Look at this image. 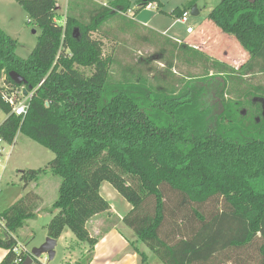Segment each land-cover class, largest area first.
<instances>
[{
  "label": "trees",
  "instance_id": "1",
  "mask_svg": "<svg viewBox=\"0 0 264 264\" xmlns=\"http://www.w3.org/2000/svg\"><path fill=\"white\" fill-rule=\"evenodd\" d=\"M16 1L40 33L22 58L17 41L0 27V109L6 114L0 139L11 144L21 133L54 154L44 167L19 173L24 188L47 173L60 180L47 209V236L56 240L68 228L78 244H87L75 263L88 264L97 238L86 224L110 209L99 190L107 181L131 205L121 222L163 264H264V84L246 79L264 73V0H219L207 14L248 53L240 68L195 45L154 38L134 22L156 43L139 63L156 60L167 65L166 73L147 76L139 69L121 79L112 73L120 65L116 54H104L103 38L92 34L101 35L111 18L134 5L140 10L157 0H71L64 24L54 20L56 0ZM198 1L171 13L178 18ZM126 27L119 22V30ZM177 58L204 72L173 77ZM24 89L32 92L27 112L15 115L5 97ZM249 98L256 101L242 114ZM243 192L253 197L239 198ZM40 203L28 191L0 213L6 250L0 264H18L14 234L35 218Z\"/></svg>",
  "mask_w": 264,
  "mask_h": 264
},
{
  "label": "rangeland",
  "instance_id": "2",
  "mask_svg": "<svg viewBox=\"0 0 264 264\" xmlns=\"http://www.w3.org/2000/svg\"><path fill=\"white\" fill-rule=\"evenodd\" d=\"M79 1L80 4L87 3V1L84 0ZM130 1L135 2L137 0ZM218 1L219 0L198 1L197 6L199 14L192 16L189 13L188 22L186 24L178 22L176 19L177 17L172 15L171 12L177 7L186 5L188 0H157L156 2L150 3L148 7L140 10H137L136 5H134L126 14H117L110 19L111 21L104 25V31L102 33L104 36L98 33H94L92 36L95 38L99 36L103 38L104 54H108L111 51L116 54V59L120 62V65L114 64L112 66V73L117 79L135 74L139 69L142 70L143 75L147 76L159 73V76H161L166 73L165 68H167V65L157 62L156 60H150L146 64L139 63V56H141V58H148L155 52L156 43L151 41L149 33L153 34L154 38L168 39L175 37L180 40H187L190 44H194L196 48L202 50L208 56L238 69L243 62L247 60L248 53L243 50L233 36L223 33L217 26L207 20L208 12ZM56 2L62 5L65 4L67 11L69 6L68 2L70 3L71 0H56ZM91 2L95 1L92 0ZM158 2L160 3L159 8H157ZM56 6L57 5H55V8ZM132 12L135 13L133 19L128 17L129 14L131 16L133 15ZM135 20L140 24L146 21L148 27L146 26L144 30L149 33H144L142 29L134 27L132 24L136 22ZM119 22L126 25V29L123 31L119 30ZM206 22L207 25L203 26ZM168 26H171V28L167 31V36L161 35L159 32L163 31V29ZM187 26H191L194 29L191 35L187 34L185 31ZM0 27L17 41L16 54L19 57L26 58L35 46L40 29L28 19L27 13L15 0H0ZM147 41L149 42L147 43ZM140 61H142V59ZM172 64L171 71L175 78L187 74L196 76L204 72V70L199 68V65L195 64L192 66L186 64L182 59L177 58ZM89 72L90 69H85V73L89 74ZM212 73L213 71H210L209 74ZM246 79L252 84L263 85L264 73L256 72L251 76L248 75ZM226 97L233 98V94L227 93ZM255 101V99L249 98L247 102H244L240 107L242 114H245L250 105ZM261 104L264 113V104L263 102ZM5 118L6 114L0 109V123ZM2 148H4V152L2 154L3 164L0 166V213L14 203L25 191L34 189L33 184H28L26 188L23 187V182L19 178V170L44 167L54 157V154L49 149L21 133L16 135L11 144L0 140V150ZM6 155H8V157L6 160H3ZM41 176H39L38 179H40ZM53 177L58 187L60 180L54 175ZM37 180H35L36 182L34 181V183H37ZM47 196L51 197V193H47ZM55 197H57V191L55 192ZM249 197L253 196L247 192H243V196H239V198L245 200H248ZM47 203H50L49 199ZM48 217L49 216L44 213L37 218L26 220L23 227L14 234V237L18 239L20 243L21 241L23 243L25 242L29 248L39 246V241L46 232V223L49 221L47 220L49 219ZM72 234L73 233L68 228L64 229L55 246V257L52 260L46 258L45 262L48 264H58L61 260H65L67 261L66 263H69L71 260L68 247L70 243L69 236ZM138 243L139 246L144 245V243L140 241H138ZM85 254L86 250L83 255ZM78 256L79 255H76L72 260L75 262L79 261L81 255L79 258ZM154 257L157 258L155 255ZM40 258L44 259L45 255H42Z\"/></svg>",
  "mask_w": 264,
  "mask_h": 264
},
{
  "label": "crops",
  "instance_id": "3",
  "mask_svg": "<svg viewBox=\"0 0 264 264\" xmlns=\"http://www.w3.org/2000/svg\"><path fill=\"white\" fill-rule=\"evenodd\" d=\"M93 1H95L96 3H100V4H106L110 2L107 0H93ZM56 5L57 6L54 10V13H55L54 19L58 21L59 19H62L63 15L66 13V6L65 4L64 5L59 4L58 2H56ZM136 7L138 8L139 6L136 5ZM128 17L131 19L134 18L133 15L131 16L130 14ZM136 23L138 22L136 21ZM140 25L148 27V24L146 23V21ZM206 25H207V22L204 23L203 26H206ZM170 28L171 26H168L165 29H163V31H160L159 33L161 35L167 36V31H169ZM193 32H194V29L191 33H187V32L186 33L191 35ZM170 39L178 43L187 44L189 46L194 45V44H190L187 40L184 41V40H180L175 37H171ZM36 168H39V167H36ZM22 170L24 169L19 170L18 173H20ZM30 184L34 185V189L27 190L25 192H28V191L35 192L39 196L40 201H41L40 205L38 206L36 210L35 218L45 213L46 215L49 216L48 217L49 219L47 220H50L52 217V213L48 212L47 209L50 208V206L54 202L55 200L54 198H56L55 192L58 191L55 178L53 177L52 174L47 173L41 176V178L37 180V183H34L33 181ZM99 190H100L101 196L109 203L110 209L108 212L97 214L87 221L86 227H87V230L90 236L97 238V243L95 244L91 252V257H90V261L88 264H163L158 258L154 257V254L151 251H149V249H147L145 244L144 245L142 244L143 246H139L138 240L135 234L133 233V231L129 229L128 227H126L121 222V219L131 209V205L107 181H103L101 183ZM47 193L48 194L51 193V197L50 196L48 197ZM23 195L24 193L20 195L17 198V200ZM48 199L50 200V203H47ZM46 237H48L47 232L44 233L42 239L39 241V244H42ZM58 239H56L55 246L57 244ZM69 239H70L69 241L70 243L68 247H69V252H70V257H71V260L69 262H72V261L75 262L72 259L75 258L76 255H79L78 256L79 258L81 253H83L86 250L87 244L85 243L78 244L73 234L69 236ZM21 243L27 249L31 250V248H29L25 242L23 243L21 241ZM54 250H55V247H54ZM142 253L146 255L145 260H142V257H141ZM5 254H6V250L0 247V261L3 259ZM55 255H56V251H55L54 257ZM46 258L47 256H45L44 259L39 258L38 260L42 262L43 264H48L47 262H45ZM66 262L67 261L65 260H61L58 264L66 263Z\"/></svg>",
  "mask_w": 264,
  "mask_h": 264
},
{
  "label": "built area",
  "instance_id": "4",
  "mask_svg": "<svg viewBox=\"0 0 264 264\" xmlns=\"http://www.w3.org/2000/svg\"><path fill=\"white\" fill-rule=\"evenodd\" d=\"M189 13H190L189 10L184 11L182 13V15L177 18V21L180 22L181 24H186L188 22ZM65 15H66V13L63 15V17L60 21L62 24H64V22H65ZM55 21H57V20H55ZM192 31H193V28L191 26L186 27L187 33H191ZM31 94H32V92L23 96L20 94V91L17 90L15 93H12L10 96L5 97V100L11 106V113H14L15 115H19V116L25 115L27 112V109H28V105H29L28 102H29V99L31 97ZM3 152H4V148H2L0 150V166H2V164H3V162H2ZM7 157H8V155H6L3 158V160H6ZM0 222L1 223L3 222L2 217H0ZM14 252H16L18 254V256L15 260V262L18 264L19 263L23 264L25 262L26 258L28 256H31V250L27 249L20 242H18L17 247L14 248ZM61 264H76V263L72 261L69 263H61Z\"/></svg>",
  "mask_w": 264,
  "mask_h": 264
},
{
  "label": "water",
  "instance_id": "5",
  "mask_svg": "<svg viewBox=\"0 0 264 264\" xmlns=\"http://www.w3.org/2000/svg\"><path fill=\"white\" fill-rule=\"evenodd\" d=\"M189 11L192 16L198 15L199 9L197 3L193 4ZM9 76L18 83L25 82V80L15 71H10ZM26 93L27 91L24 89L22 95L25 96ZM55 243H56L55 239L49 236L46 237L42 244L31 248V256L36 259H39L42 255H45L49 260H52L55 254V250H54ZM30 263H31V257L28 256L23 264H30Z\"/></svg>",
  "mask_w": 264,
  "mask_h": 264
}]
</instances>
